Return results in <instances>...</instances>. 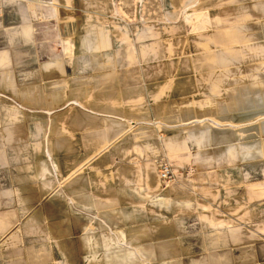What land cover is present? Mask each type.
Segmentation results:
<instances>
[{"label": "rangeland", "instance_id": "obj_1", "mask_svg": "<svg viewBox=\"0 0 264 264\" xmlns=\"http://www.w3.org/2000/svg\"><path fill=\"white\" fill-rule=\"evenodd\" d=\"M53 242L264 264V0H0V264Z\"/></svg>", "mask_w": 264, "mask_h": 264}, {"label": "crops", "instance_id": "obj_2", "mask_svg": "<svg viewBox=\"0 0 264 264\" xmlns=\"http://www.w3.org/2000/svg\"><path fill=\"white\" fill-rule=\"evenodd\" d=\"M210 57V56H208ZM249 150V147H246V146H240L239 147V153H240V156H241V159L242 161H247V160H250L253 156L252 154L248 151ZM136 173L135 172V176H136ZM133 173L130 172V175H132ZM94 187H98L97 184H93ZM89 193V199H87L85 201L84 207L85 210H90L92 209L93 205L97 202H102V200L100 198H98L96 195H91L90 192H87ZM93 194V193H92ZM94 194H96V192H94ZM92 197V198H91ZM89 204V205H88ZM68 243H59V244H56V243H52V244H49L47 246V248L45 249L46 251V258H43L40 262H38L37 264H64L63 263V259H66V253H68ZM66 264V263H65Z\"/></svg>", "mask_w": 264, "mask_h": 264}, {"label": "built area", "instance_id": "obj_3", "mask_svg": "<svg viewBox=\"0 0 264 264\" xmlns=\"http://www.w3.org/2000/svg\"><path fill=\"white\" fill-rule=\"evenodd\" d=\"M168 173L169 170H167L166 168L160 170V179L165 180L167 178Z\"/></svg>", "mask_w": 264, "mask_h": 264}]
</instances>
